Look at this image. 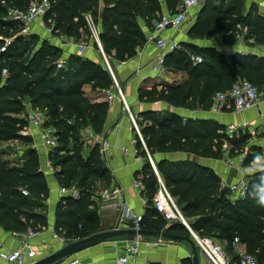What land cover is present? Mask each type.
Returning a JSON list of instances; mask_svg holds the SVG:
<instances>
[{
  "label": "trees",
  "instance_id": "trees-1",
  "mask_svg": "<svg viewBox=\"0 0 264 264\" xmlns=\"http://www.w3.org/2000/svg\"><path fill=\"white\" fill-rule=\"evenodd\" d=\"M5 1L0 0V46L3 42L1 36L15 35L21 28L20 22L4 18L7 7L13 5L26 9L30 3V0ZM179 1L165 0L167 9L176 8ZM50 2V9L44 17L52 28V35L84 41L85 34H91L86 18L90 13L100 27L102 47L110 61H123L133 56L146 40L140 20L154 29L163 13L162 0ZM223 5L224 0L214 8L217 31L236 29L239 23L242 28L247 27V38L255 37L256 41L264 42V15L254 13L252 9L245 14V0H236L226 11L222 10ZM208 21L209 25L215 26L210 18ZM38 35L36 32L28 38L17 35L7 50L0 52V143L26 140L19 131L29 122L28 117L17 116L26 110V100L34 108L46 110L49 124L56 127L59 138V145L50 152L52 164L57 168L56 178L61 186L76 184L81 190L79 198L62 197L56 208L55 230L72 241L103 230L99 227L97 208L91 207L96 202L92 196H99L102 188L99 182L107 186L110 180L99 144L89 148L82 135L87 128L93 133H102L109 103L91 101L83 86L89 83L95 90L107 89L114 85V78L102 63L78 53L69 54L65 65L58 67L64 49ZM93 43L98 48L97 43ZM191 53L200 55L202 60L194 61ZM166 64L167 68L184 71L187 78L181 84L163 85L161 89L141 87L139 99L163 100L173 106L194 102L208 109L214 104L215 94L228 90L238 78L251 80L259 90L264 88V56L253 53L229 57L217 51L200 54L181 43L180 48L167 55ZM5 68L6 74L3 72ZM141 116L144 123L139 122L140 130L153 158L157 152L180 151L219 157L223 155L225 143L231 156H239L252 138L250 132L243 130L230 135L224 129L225 125L213 121H184L182 116L169 110L162 114L148 110ZM137 148L145 158L142 192L149 202L142 215L141 227L164 229L170 221L157 210L154 202L161 183L139 137ZM0 149V227L8 232L23 231L30 226L36 229L47 227L45 202L49 186L38 164L36 151L28 147L23 161L13 163L4 157L6 150ZM254 156L253 153L247 154L244 164L249 165ZM157 169L195 232L227 245L228 252L234 249L232 242L239 236L246 249L264 264V207L257 203L258 195L264 194V171L249 174L247 195L233 200L231 191L222 186L215 170L192 159L158 160ZM23 189H27L28 194H24ZM170 230L192 237L187 226L177 220L171 222ZM236 258L238 260L237 254ZM185 264L193 263L186 258Z\"/></svg>",
  "mask_w": 264,
  "mask_h": 264
},
{
  "label": "crops",
  "instance_id": "crops-1",
  "mask_svg": "<svg viewBox=\"0 0 264 264\" xmlns=\"http://www.w3.org/2000/svg\"><path fill=\"white\" fill-rule=\"evenodd\" d=\"M221 1L222 0H203L199 6L190 9V13L180 32H177L173 28H167L161 32L160 36L166 40L175 36L180 43L192 47L200 54L217 51L225 54L227 57L234 54L246 53L264 56V42L256 41L255 37L247 38V27L242 28V26L237 23L236 29H231L229 27L230 29L224 32L216 30L215 22L217 19L215 20L214 8H217ZM235 1L236 0H224L222 10L226 11L228 7L232 8ZM162 9L164 12L168 10L165 0H162ZM251 9L254 13L264 15V0H245V14L251 11ZM209 18L214 22L215 26L208 24ZM140 24L146 34V40L137 48V52L133 56L123 61L113 60V67L111 66L116 80L122 88L129 111L125 108L124 102L118 94L113 101L110 102L108 100L106 93L108 88L95 90L89 83L83 86L85 95L91 101L109 103L103 131L102 133L95 134L98 139H106L109 142L108 149L105 152H100L107 164L110 180L107 186H103L101 182L98 184L99 187H102L100 190L117 187L119 192L115 199L113 198L112 201L107 200V202H104L106 200H103L100 196H92V200L96 202L91 205V207L94 208L95 206L97 208L98 217L102 223L100 227L103 229L114 226L120 217L123 218L121 220V226H128L132 217L135 214H144L149 204L147 197H145L142 192L145 184L143 183L142 190H138L133 184L136 179L142 180L145 158L139 153L137 148L138 142H134L139 136L131 121V114L138 122V126L139 122L144 123L141 116L143 112L154 110L162 114L164 111L169 110L182 116L184 121L188 119L190 121L192 120L193 123L199 121H213L225 125L224 129L230 135L240 130L251 133L252 143H249L243 151L242 154L244 157H241L242 154L234 157L231 156L229 147L225 148L223 144V155L216 158L195 155L189 151L157 152L155 158L151 156L156 164L158 160L162 159H192L199 164L213 168L220 176L221 183L224 182L226 184L238 181L241 178H247L249 174L264 170V130L262 128L264 123V88L261 87L262 90L260 89L261 101L259 106L250 108L244 113L236 112L232 103H229V105L225 106L222 110H219L215 104L207 109L194 102L184 106H173L163 100L151 102L139 99V88L141 87L149 89L155 87L161 89L163 85L181 84L187 78L186 73L177 68L168 67L167 70L161 74L153 72L151 62L160 53V50L154 41L147 40V36L152 33L154 29L149 28L143 20H140ZM205 25L206 28L204 29ZM32 28L33 32L39 35L40 33H45L44 26L43 28L42 25L40 26L39 20L33 24ZM34 28L37 29L34 31ZM46 33V37H51L52 34L50 32ZM85 36L91 37V34H85ZM52 40L55 44H58L64 49V57H67L71 53H78L91 60L102 63L101 55L103 54L100 49L94 45L92 38L90 42H85L83 40L75 41L74 39L66 37H64V39L53 37ZM81 42L87 44V48L83 53L79 52V44ZM110 88L115 89L114 86ZM115 92L117 93L116 90ZM26 105L27 107L23 115H27L28 111L33 107L30 102H27ZM30 126L33 135L36 137V144L40 146V148L37 149H39L42 170L47 177L49 186V195L45 202V210L48 215V226L43 228L41 235L33 238L32 242L37 243L38 246H42L43 255H46L60 247L59 242L53 237L52 233L53 230H55L57 205L61 198L67 195L61 192L62 186L55 174L57 168H55L53 164L48 165L46 162L48 150L41 144L38 130L32 125ZM233 126L234 128L236 126L239 128L234 129ZM87 129L82 131V135L87 145H89V148L99 144L101 149L102 143L88 141L85 135ZM224 129L220 130L224 131ZM253 132L257 135H253ZM15 150L17 152L20 151L18 144L15 145ZM19 153L22 155V150ZM252 153L255 154L254 159L249 165H245L243 162L245 156ZM22 156L24 157V155ZM224 187L227 186L224 185ZM171 222L172 221L168 223V226H170ZM0 241L9 248H15L18 245L17 237L12 232L5 231L1 227ZM126 243L127 240L106 241L70 256L61 264H119L116 258ZM198 251L199 264H214L199 248ZM236 254L235 249H232L231 252L227 251V255L230 257L232 264H236L238 261ZM192 255V248L187 242L166 239L157 246H149L143 243L137 259V264H185L186 258H190L193 263ZM0 264L10 263L0 259Z\"/></svg>",
  "mask_w": 264,
  "mask_h": 264
},
{
  "label": "built area",
  "instance_id": "built-area-1",
  "mask_svg": "<svg viewBox=\"0 0 264 264\" xmlns=\"http://www.w3.org/2000/svg\"><path fill=\"white\" fill-rule=\"evenodd\" d=\"M202 1L203 0H180L177 10L175 12H163L160 15L159 19L155 23L153 32L147 36V40L154 41L160 50V53L151 62V68L156 74H161L165 72V70H167V55L181 47L180 41H178L175 36L169 40H166L160 36L161 32L167 28H173L177 32H180L183 28L184 22L186 21L190 13V9L192 7L199 6ZM3 3H6V1L3 0ZM50 6V0H30V3L26 9L20 8L18 6L9 5L7 7V12L4 18L20 22L21 28L15 35L8 37L1 36L3 42L0 46V52H5L9 45L13 43L17 35H21L28 38L33 33V24L37 22L40 18H43L45 16V14L50 9ZM86 18L91 33V38L97 43L98 48L104 55V58L107 62V65L114 78L115 85L117 87V93L113 88H108L106 90L107 98L111 102L118 94V96L124 102L125 108L127 109V111H129V107L126 103L122 88L118 84L116 77L113 73L112 67L109 64L108 57L106 56L103 50L100 39V28L90 13L86 14ZM48 30L50 31V33L52 32L51 27H49ZM86 48L87 44H79L80 53H83ZM190 55L194 61L200 62L202 60V57L200 55L192 53ZM65 63L66 57L63 56L58 60L57 66L62 67L65 65ZM3 72L6 74L7 69L5 68ZM260 101L261 92L258 86L247 78H238L228 90L219 91L214 96V104L217 105V108L219 110H222L225 106L229 105V103H232L235 111L239 113H244L250 108L259 106ZM130 116L131 121L135 129L137 130L138 136L149 155L151 165L155 170L156 174L158 175L161 183L160 189L154 198L155 207L157 208V210L169 221H182L189 228V231L191 232L192 238L196 242L197 247L203 253H205L214 264H232L230 257L227 255V253L223 249V246L220 243L215 241L213 237L201 236L192 229V227L184 217L181 209L177 205L175 197L171 195L167 187L164 185L159 175L157 164L153 161L147 148V145L144 141V138L138 126V122L132 114ZM27 117L30 125H32L38 130L41 144L48 150L46 154L47 164H52V161L50 159V152L59 145V138L56 127H54L52 124H49L50 119L46 110L40 107H32L28 111ZM236 128L238 129L239 127L236 126L234 129ZM262 128L264 130V123L262 125ZM85 135L88 141H91L93 143H102V147L100 149L101 152H105L108 149V140H102L100 138L98 139L96 137V134L93 133L92 130L87 129ZM253 135H255V132H253ZM134 142L137 143L138 139H135ZM250 143H252V140ZM224 146L225 148H228L227 143H225ZM241 157H244V155L242 154ZM133 184L138 190L143 189L142 180L136 179ZM224 185H226L231 191V196L233 200L242 199L248 193L250 179L249 177L241 178L238 181H234L228 184L222 182V186ZM61 192L64 195L73 198H79L81 195V190L76 184H73L71 186H62ZM118 192L119 189L117 187H113L110 189L100 190L98 194L103 200H106L104 202H107V200L112 201L113 198L115 199V197H117L118 195ZM23 193L28 194L27 189H23ZM142 215L143 214H135L132 217L128 226L136 229L141 228ZM122 219L123 218L121 217V220ZM42 230L43 229H36L30 226L23 231H13L12 233L18 239V245L15 248H9L0 241V259L10 264H30L37 260L39 257L43 256V247L38 246L37 243L32 242L33 238L41 235ZM52 235L59 242L60 246L66 244L69 241L66 236L60 234L56 230H53ZM165 240V238L148 239L144 237L127 240L126 245L120 251V254L117 256L116 261L119 264H137V259L141 252V246L143 243L149 246H157L163 243ZM232 246L238 255V261L236 264H260L256 255L246 249L245 243L241 241L239 236H236L234 238Z\"/></svg>",
  "mask_w": 264,
  "mask_h": 264
},
{
  "label": "water",
  "instance_id": "water-1",
  "mask_svg": "<svg viewBox=\"0 0 264 264\" xmlns=\"http://www.w3.org/2000/svg\"><path fill=\"white\" fill-rule=\"evenodd\" d=\"M156 238V239H171L174 241H185L190 244L193 255V263L199 264V251L194 239L190 236L175 233L170 230V226L164 229H146V228H132L129 226H121V217L114 226L107 229L100 230L89 236L77 238L68 241L66 244L58 247L52 252L39 257L30 264H61L70 256L84 251L97 244L112 241V240H132L136 238Z\"/></svg>",
  "mask_w": 264,
  "mask_h": 264
},
{
  "label": "rangeland",
  "instance_id": "rangeland-1",
  "mask_svg": "<svg viewBox=\"0 0 264 264\" xmlns=\"http://www.w3.org/2000/svg\"><path fill=\"white\" fill-rule=\"evenodd\" d=\"M169 11H174V10H176V8H172V9H168ZM167 10V11H168ZM164 12V11H163ZM46 17H43V18H40L39 19V21H40V26L42 25V28H43V26H44V31H45V33H43V34H41L40 33V35H38L39 37H40V39H48L49 41H52L53 42V40H52V38L53 37H55L54 35H51V37H46L47 36V33L46 32H50L48 29H49V26L46 24ZM153 23H154V21H153ZM152 23V24H153ZM37 28H34V31L36 30ZM59 38H64V37H59ZM67 38V37H66ZM84 38V41L85 42H90L91 41V37L90 36H84L83 37ZM92 42H93V40H92ZM82 43V42H81ZM101 60H102V64H103V66L105 67V68H107L109 71H110V69H109V67H108V65H107V62H106V60H105V58H104V55H101ZM108 61H109V64L112 66L113 64H112V60L110 61L109 60V58H108ZM113 67V66H112ZM111 72V71H110ZM114 90H116L117 91V87H116V85H115V81H114ZM222 90H224V89H222ZM28 101L26 100V102L25 103H27ZM17 116H20V117H22V116H24L23 115V111L20 113V114H18ZM140 125V124H139ZM31 126H30V123L29 122H27V123H25V125L20 129V134H22V135H24V136H26V140H9V141H4V142H1L0 143V147L1 148H3L4 150H6V154L4 155V157L5 158H9L13 163L14 162H17V163H21L22 161H23V156L22 155H25V150L28 148V147H30V148H33L35 151H36V154H37V156H38V160H39V162H38V164H39V166H40V169L42 170V166H41V160H40V154H39V149H37V148H40V146H39V144H38V146H37V144H36V137L33 135V131L31 130V128H30ZM218 141H220V140H218ZM16 144H18L19 145V148H20V151H16L15 150V148H14V146L16 145ZM1 150V149H0ZM21 150H22V155H20V153L19 152H21ZM216 158V157H215ZM176 198V197H175ZM176 201H177V198H176ZM178 202V201H177ZM179 204V203H178ZM179 205H181V204H179ZM102 223H101V221L99 220V227L100 226H102L101 225ZM217 241V240H216ZM218 243H220L222 246H223V249L225 250V252L227 253V251H228V249H227V245H225V244H223L222 242H219L218 241ZM262 264V263H261Z\"/></svg>",
  "mask_w": 264,
  "mask_h": 264
},
{
  "label": "clouds",
  "instance_id": "clouds-1",
  "mask_svg": "<svg viewBox=\"0 0 264 264\" xmlns=\"http://www.w3.org/2000/svg\"><path fill=\"white\" fill-rule=\"evenodd\" d=\"M261 171H264V170H261ZM257 191L259 190L257 189ZM257 203L259 204V206L264 207V194L258 195Z\"/></svg>",
  "mask_w": 264,
  "mask_h": 264
}]
</instances>
